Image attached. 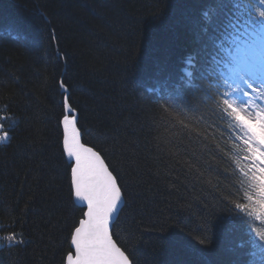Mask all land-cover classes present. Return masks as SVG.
Masks as SVG:
<instances>
[{
  "label": "trees",
  "instance_id": "16d2710c",
  "mask_svg": "<svg viewBox=\"0 0 264 264\" xmlns=\"http://www.w3.org/2000/svg\"><path fill=\"white\" fill-rule=\"evenodd\" d=\"M243 5L0 0V108L13 97L17 113L14 139L0 144V222L20 215L27 239L0 249V264H62L81 216L61 155L60 80L79 110L85 143L102 150L122 178L126 204L114 231L139 264H204L195 250L209 264H262L251 243L260 242L246 226L217 233L207 248L197 242L214 210L224 222L218 194L229 185V161L202 145L177 149L176 133L155 111L156 98L185 69L197 81L219 74L220 46L229 47L225 37ZM192 54L194 66L186 63Z\"/></svg>",
  "mask_w": 264,
  "mask_h": 264
},
{
  "label": "snow or ice",
  "instance_id": "6c2138e0",
  "mask_svg": "<svg viewBox=\"0 0 264 264\" xmlns=\"http://www.w3.org/2000/svg\"><path fill=\"white\" fill-rule=\"evenodd\" d=\"M203 16L210 18L208 12ZM230 27L233 31L225 37L229 47L220 46L226 55L217 60L219 74L197 81L194 72L185 69L183 79L156 98V119L176 133L177 149L202 145L214 157L219 153L229 161V185H217L224 222H217L220 216L214 210L197 242L207 248L217 233L226 236L246 226L260 242L251 243L259 248L264 264V0H244L243 13ZM194 61L192 54L186 63L194 66ZM58 83L63 89L61 155L68 162L70 196L84 205L69 232L70 247L62 264H139L114 231L126 204L122 178L102 150L85 143L79 110L65 82ZM3 104L0 144H8L16 135L17 113L13 97ZM26 243L20 215L0 222V249L10 251ZM193 254L209 264L199 250Z\"/></svg>",
  "mask_w": 264,
  "mask_h": 264
},
{
  "label": "water",
  "instance_id": "95a60500",
  "mask_svg": "<svg viewBox=\"0 0 264 264\" xmlns=\"http://www.w3.org/2000/svg\"><path fill=\"white\" fill-rule=\"evenodd\" d=\"M61 89H62V88H61ZM62 91H63V89H62ZM68 93H69V89H68ZM73 199H74V198H73ZM74 201H75V203H76L79 207L84 208V205L81 204L79 201H76L75 199H74Z\"/></svg>",
  "mask_w": 264,
  "mask_h": 264
},
{
  "label": "rangeland",
  "instance_id": "374dc122",
  "mask_svg": "<svg viewBox=\"0 0 264 264\" xmlns=\"http://www.w3.org/2000/svg\"><path fill=\"white\" fill-rule=\"evenodd\" d=\"M69 95H70V92H69Z\"/></svg>",
  "mask_w": 264,
  "mask_h": 264
}]
</instances>
